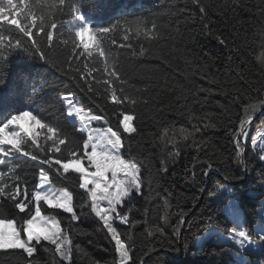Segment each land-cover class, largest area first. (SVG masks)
I'll return each instance as SVG.
<instances>
[{
    "label": "trees",
    "instance_id": "16d2710c",
    "mask_svg": "<svg viewBox=\"0 0 264 264\" xmlns=\"http://www.w3.org/2000/svg\"><path fill=\"white\" fill-rule=\"evenodd\" d=\"M95 3L94 8H83L86 20L90 21L93 27L110 24L113 20L125 16L129 19L146 18L148 28H151V21L155 20L158 26L154 38H146L143 34L136 36L134 30L128 32V41L123 39L122 31L114 34L117 44L131 43L137 53L141 47L144 48L143 55H135L132 48L112 46V51L118 59L117 68L122 78L132 86L129 95L136 96L140 103L118 107L99 95L88 93L87 85H83V81L78 84L77 80L72 78L75 73L65 75L43 62L30 58L26 53L17 51L8 61L0 62V80L3 81L0 84V124L15 113L28 110L48 123L57 125L69 139L81 141L82 134L75 131L77 122L65 116L67 109L62 96L71 94V99L79 107H83L85 112L90 110L93 115L104 116L108 124L103 123V126L112 127L114 131L119 119H122L119 113L127 107L128 114L134 116L133 126L139 132L138 136L133 134L135 138L131 141V155L137 156L143 162L140 165L141 176L145 179L142 190L144 196L148 197L145 200L144 196H137L132 201L135 207L131 211H128L131 205L126 204L123 209L129 221H140L131 230L132 241H128L124 235L121 236L126 243L132 244L130 254L137 264H240L237 258L239 254L245 256L246 264H260V261L264 260V244L261 242L253 243L262 247L259 254L252 246L241 251L230 242L217 240L198 246L196 237L205 234L203 222L191 232L187 229V221L192 219L193 213H198L201 209L205 212H216L215 228L224 235H227L228 229L237 227L246 229L255 236L259 222H264L259 214L264 201V189L261 184L264 182V162L253 154L251 146V137L264 127L261 123L264 121V114L252 123L249 130L244 149L247 169L234 160L235 147L229 134V130L238 124L239 117L244 115L243 106L250 102L256 103L258 98L264 99V75H261L256 59L264 58L261 56L264 49L260 48V37L264 35V16L258 15L257 8L260 0H202L207 11V20L200 19L199 7L193 0H95ZM183 9L187 11H182ZM59 19L70 21L71 16L65 15ZM205 23H208L211 34H206ZM61 32L64 33V39L69 38V27L66 24L64 28L56 31L54 40ZM216 34L234 41L241 52V56H234L228 68L225 67L227 49L218 44L214 38ZM55 52L57 60L63 63L70 55V45L57 41ZM83 59L80 58L81 61ZM75 66L74 63L73 67ZM64 67L67 69L68 65L64 64ZM238 74H243V79ZM212 78L218 83L210 82ZM81 85L85 90L81 89ZM198 86L212 91L197 93L195 90ZM137 89L141 90L138 96ZM117 94L119 95V92ZM196 96L204 102H198ZM97 105L103 106L104 110L101 111ZM263 108L253 113L252 118ZM189 111L194 117L191 123L187 115ZM172 122L177 130L175 140L180 151L178 158L167 155V152L172 150L171 141L165 148L158 135ZM193 123L201 125V132L195 133V140L199 142L203 139L206 144L195 145L192 137L187 141L181 139L178 130L183 126L192 131ZM205 123L215 124L216 127L204 129ZM120 131L122 135H127L123 134L122 128ZM30 132L36 136L33 150L38 152L39 147L43 146L47 152V148L52 146L50 140H45L47 130L40 128ZM168 136H173L171 130ZM67 143L66 140L65 144ZM27 145H32L31 137H27ZM60 147L61 152L56 153L53 158L64 157L66 161L65 145ZM122 152L125 159L130 158L127 150ZM193 157H198L200 161L211 159L213 167L219 168L220 172H210L209 177H203L202 169L207 168V164L197 163L192 167L190 161ZM17 163H20L21 167L16 172L27 182L29 199L38 183V171L43 167L49 173L53 187L72 193L74 210L80 214L79 205L85 198V193L78 188L77 183L72 182H78L77 173L70 169L64 174L69 179H65L54 169L30 161L27 157ZM165 166L167 172L161 171ZM0 170H6L4 165H0ZM60 171L62 172V168ZM193 173L195 180L192 178ZM224 174L235 176L237 179L225 181ZM200 180L205 181V190L202 193L199 192L197 183ZM216 181H221L226 187L205 207L208 189L212 188ZM23 186L22 183L21 187ZM165 189L171 193L169 206H165L162 199V196L168 194ZM133 195L135 196V193ZM194 199L197 201L195 207ZM232 199L243 211L241 225L236 226L224 210L217 211L224 209ZM40 203L42 214L54 215L59 220L61 229L69 232L73 245H79L87 253L84 255L74 249L72 264H92V261L112 264L116 258L114 242H110V237L105 238L106 230H101L102 224L94 215L81 216L78 222H74L79 231H73L69 226V213L62 209L48 208L43 201ZM0 206V210L8 218L16 219V226L19 228V217H24L25 213H19L18 217V210L3 198H0ZM180 208L192 211L185 217L186 223L181 228V238L176 241L173 249H168L166 244L161 245L159 232L152 231L149 235V231L157 225H162L161 218L169 214L168 224L162 226L165 236L174 239L173 226L179 219L177 213ZM113 224L121 233L128 229V225L118 221ZM21 235L24 236L22 231ZM44 243L47 242L42 241V244ZM21 252L22 250H0V264H22ZM38 256L42 264H47V253L41 249Z\"/></svg>",
    "mask_w": 264,
    "mask_h": 264
},
{
    "label": "snow or ice",
    "instance_id": "6c2138e0",
    "mask_svg": "<svg viewBox=\"0 0 264 264\" xmlns=\"http://www.w3.org/2000/svg\"><path fill=\"white\" fill-rule=\"evenodd\" d=\"M193 3L199 7L200 19L207 20V11L202 0H193ZM85 6L96 7L95 0H0V62H6L12 54L22 51L30 58L43 62L65 75L70 72L75 73L72 78L76 79L78 84L83 81V85H87L86 91L88 93L99 95L105 101H110L118 107L138 105L140 101L136 96L129 95V89L132 86L128 85L127 81L122 78L117 68L118 59L116 53L112 51V46L132 48L135 55H143L144 48L141 47L137 53L131 43L117 44L114 34L122 31L123 39L128 41V32L134 30L136 36L143 34L146 38H154L158 30L155 20L151 21V28L147 27L148 20L144 17L129 19L126 16L117 18L110 24L93 27L84 16L83 8ZM257 8L258 15L264 16V0H260ZM182 11H187V9ZM65 15H70L71 20L59 19ZM66 24L69 27V38L64 39V33L61 32L54 40L56 31L64 28ZM204 29L206 34H211L208 23L204 24ZM85 37H90V39H85ZM214 38L218 44L227 49L225 67H230L234 56H241L239 48L235 46L234 41H229L226 36L216 34ZM260 39V48L264 49V35H261ZM57 41L60 44L70 45V55L63 63L56 58ZM261 56H264V52L261 53ZM81 57L84 58L83 61L80 60ZM256 59L260 65L261 75H264V58L257 57ZM74 63L75 67H73ZM64 64L68 65L67 69H65ZM93 73H97V75H93ZM238 75L243 79V74ZM210 82L218 83L215 78H212ZM2 83L3 81L0 80V84ZM83 85H81V89L85 90ZM48 86L54 87V85ZM140 91L139 89L136 90L137 96ZM195 91L197 93H210L212 90L198 86ZM35 92L36 88L33 89L34 95ZM195 98L198 102H204L198 96ZM62 100L67 109L65 116L77 118L75 131L82 134L81 141L69 139L68 135L63 133L57 125L48 123L28 110L13 114L0 124V165H4L6 168V170H0V198L12 203L14 209L18 210V217L19 213H25L24 217H19L21 225L18 228L16 219L8 218L0 210V250H22L20 256L22 264H42L38 256L41 249L49 256L47 264H72L74 249L87 255L79 245H73L69 232L61 229L60 222L54 215H42L40 202L43 201L48 208L62 209L65 213H69V226L73 231H79L74 222H78L81 216L94 215L102 224L101 230H106L105 238L110 237V242H114L116 258L112 264H137L130 254L132 244L121 239V236L124 235L128 241H132L131 230L140 223V221H129V217L123 212V209L127 204L131 205L128 208V211H131L135 207L132 204L135 197L144 196L142 189L145 186V179L141 176L140 167L143 162L137 156L131 155V141L135 138L133 134L139 135L137 128L132 123L134 116L128 114L129 109L125 107L119 113L122 119H119L115 131L112 127L92 128L90 125L93 121H103L105 124H108V121L104 116L93 115L90 110L85 112L83 107H76L72 103L71 94L62 96ZM97 106L101 108V111L104 110L103 106ZM261 107H264V99L262 98H258L256 103L250 102L244 105V115L239 117L236 127L229 130L231 142L235 147L233 158L244 169L248 168V162L244 157V149L249 136L248 126L251 124L252 114ZM187 115L191 123L194 118L191 111ZM25 117H30L35 124L40 125L41 129L47 130L45 140H50L52 145L47 148V152L43 146L39 147L38 152L33 150V145H36V136L20 124V121ZM261 123L264 124V121ZM209 127H216V125L212 123L203 124L204 129ZM121 128L123 134L127 135H122ZM170 130L173 132L172 137L168 136ZM176 132L174 122H172L169 127L164 128L162 134L158 135L159 139L164 142L165 148L171 141L172 150L168 151L167 155L178 158L180 151L175 140ZM178 132L184 141L192 137L195 145L207 143L203 139L197 142L194 138L195 133L201 132V125L198 123L192 124V131H188L182 126ZM27 137H31L32 145H27ZM258 138L261 151H257ZM66 140L68 141L67 144H65ZM137 143L139 144V142ZM25 145H27L26 148ZM60 145H65L67 150L66 161L64 157L53 158L56 153L61 152ZM251 146L253 154L264 161V135H259V133L253 135ZM122 150L129 152V159L124 158ZM47 153H52V155ZM23 157H27L39 165H47L65 179H69L64 174L68 173L70 169L78 174V182L76 180L72 182L77 183L78 188L85 193V198L79 205V215L74 210L72 193L67 190L55 189L49 173L43 167L38 171V183L31 192L29 199L27 182L23 181L16 172L21 167L17 161ZM190 163L192 167H195L197 163H206L207 168L202 169V176L206 178L209 177L210 172H220L219 168L213 167L211 159L200 161L198 157H193ZM57 165L59 167H56ZM61 168L62 172L60 171ZM167 170L166 166L161 169L164 172ZM192 178L195 180V173H193ZM233 179H237V177L224 174L225 181ZM22 183L23 187H21ZM197 183L199 184V192H204L205 181L200 180ZM225 187L224 183L216 181L212 188L208 189L205 207ZM149 190L151 191L150 183ZM165 192L168 194L162 196V199L165 206H169L171 193L167 189ZM144 198L147 200L148 197L144 196ZM196 203L197 201L194 199L193 207L196 206ZM223 210V208L217 209V211ZM191 211V209L187 211L183 208L179 209L177 213L179 219L177 224L173 226L174 239L165 236L162 226L168 224L169 214L161 218L162 225H157L149 231V235L152 234V231L159 232L162 238L161 245L166 244L168 249H173L176 241L181 238V228L186 223L185 217ZM144 213L146 216V207ZM215 215L216 212L211 210L205 212L203 209L198 213H193L192 219L187 221L188 231L191 232L203 222L204 232L207 234L215 227ZM114 220L120 224L128 225V229L121 233L114 226ZM36 225H39V231L35 230L34 226ZM21 231L25 238H22ZM227 236L241 249L254 242H264V233L253 236L246 229H237L236 227L228 229ZM196 239H200V237L197 236ZM42 241L47 243L42 244ZM185 243H188L187 239H185ZM92 264H99V262L92 261ZM260 264H264V260H261Z\"/></svg>",
    "mask_w": 264,
    "mask_h": 264
},
{
    "label": "rangeland",
    "instance_id": "374dc122",
    "mask_svg": "<svg viewBox=\"0 0 264 264\" xmlns=\"http://www.w3.org/2000/svg\"><path fill=\"white\" fill-rule=\"evenodd\" d=\"M85 39H90V37H85ZM72 103L76 107H79V105H77L73 100H72ZM70 119L73 122H77V118L75 116L71 117ZM20 124L23 126V128L27 129L28 131H36V130H39L41 128L40 125L39 124H35L31 120L30 117L23 118L20 121ZM90 127H92V128H100V129L106 128V127L103 126V121H100V122L93 121L91 123ZM258 133H259V135H264V127L261 128L258 131ZM259 144H260V140L258 138L257 139V151H261V149L259 148ZM262 187L264 189V184L262 185ZM55 189H57V188H55ZM57 190H66V189H57ZM224 211H225V213H227L231 217V219L234 221V223L236 224V226L242 224V222H243V211H242L240 205L235 200H233V199L230 200L226 204V206L224 207ZM259 214H260L261 218L264 219V201L262 202V208L260 209V213ZM42 215L43 216H47V215H44V214H42ZM115 221L116 220H114L113 223ZM34 228L37 231L40 230L39 225L34 226ZM261 228L262 227H258V233L259 234L262 233V232L259 231ZM21 236H22V238H25L23 235H21ZM214 240L215 241L217 240V241H223V242H230L233 245H235L238 249H240L241 251L247 250V248L250 249V245L249 244L247 246H245L243 249H241L231 239H229L227 235H224L222 232L217 231V229L215 227L212 230H210L207 234H204L202 237H200V239L197 240V244H198V246H203L205 243H208V242L214 241ZM33 243H34V241H33ZM261 243L264 244V242H261ZM237 258H238L240 264H244V263L246 264V258H245V256H241L239 254Z\"/></svg>",
    "mask_w": 264,
    "mask_h": 264
},
{
    "label": "built area",
    "instance_id": "2783aa9c",
    "mask_svg": "<svg viewBox=\"0 0 264 264\" xmlns=\"http://www.w3.org/2000/svg\"><path fill=\"white\" fill-rule=\"evenodd\" d=\"M258 227H262L259 231L262 232V233H264V222H263V221L259 222ZM258 227H257V230H256V234H259V233H258ZM249 245L253 247V250H254L257 254L260 253V250L262 249L261 246H257V245H253V244H249Z\"/></svg>",
    "mask_w": 264,
    "mask_h": 264
},
{
    "label": "water",
    "instance_id": "95a60500",
    "mask_svg": "<svg viewBox=\"0 0 264 264\" xmlns=\"http://www.w3.org/2000/svg\"><path fill=\"white\" fill-rule=\"evenodd\" d=\"M263 114H264V108L262 109V111H261L258 115L254 116V117L252 118L251 124L248 126V130H250V127H251L252 123H253L256 119L260 118ZM246 145H247V142H246ZM211 173H217V174H218V172H211Z\"/></svg>",
    "mask_w": 264,
    "mask_h": 264
},
{
    "label": "bare ground",
    "instance_id": "6f19581e",
    "mask_svg": "<svg viewBox=\"0 0 264 264\" xmlns=\"http://www.w3.org/2000/svg\"><path fill=\"white\" fill-rule=\"evenodd\" d=\"M248 132H249V130H248Z\"/></svg>",
    "mask_w": 264,
    "mask_h": 264
}]
</instances>
